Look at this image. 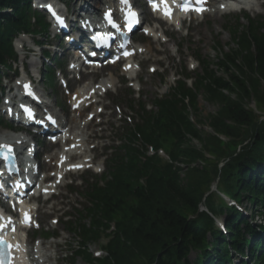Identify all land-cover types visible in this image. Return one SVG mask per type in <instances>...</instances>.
Instances as JSON below:
<instances>
[{
  "label": "trees",
  "instance_id": "1",
  "mask_svg": "<svg viewBox=\"0 0 264 264\" xmlns=\"http://www.w3.org/2000/svg\"><path fill=\"white\" fill-rule=\"evenodd\" d=\"M30 17L28 0H0V67L7 69L15 59L11 41L18 33L45 32L41 20L34 16L32 24ZM230 36L232 48L223 52L218 45L215 63L200 62L192 89L179 82L170 95L154 101V112L140 109L126 144L109 160L101 184L86 191L87 204L70 224L78 237L72 263L78 258L84 264H228L234 256L264 264L254 235L264 226L256 229L209 194L217 181L237 204L248 205L251 221L264 219V122L245 108L248 101L264 108V21L232 29ZM200 92L218 107L207 118L212 131L207 136L199 128ZM147 146L163 150L168 161L147 156ZM200 206L222 219L225 233L198 212ZM105 234V256L95 258L88 248Z\"/></svg>",
  "mask_w": 264,
  "mask_h": 264
},
{
  "label": "rangeland",
  "instance_id": "2",
  "mask_svg": "<svg viewBox=\"0 0 264 264\" xmlns=\"http://www.w3.org/2000/svg\"><path fill=\"white\" fill-rule=\"evenodd\" d=\"M95 6L100 8V6L98 5ZM228 25L246 26V22L242 20V16H236L234 18L230 17L227 19L218 18L217 20H215L214 23H211L210 21H205V23L203 22L200 25L191 24L190 28L188 29L187 36H185V32H183V30L179 32L170 33L172 30L164 28L163 30H161V32L165 31L168 35H170V39L167 43L164 42V39H160L155 43L149 40L138 41L141 43L140 47L144 50H147V52H145L143 56L138 58L139 61H144V64L141 68L142 74H139L138 76V85H140V87L137 86L136 83L133 84V87L136 89V93H142L141 101L149 105L156 94L162 96L167 92V90H163L161 84L162 79L164 80V82L168 80L167 84L172 85L173 80L175 79V75H179L181 72H183V68L190 72H194L195 70H197L196 63L192 59L188 58L190 54H201V56L203 58H207L209 62L215 63L217 60L216 58H218L219 56L217 51L218 45L223 47V52H227L230 48H232V45L230 44L229 33L223 31V27ZM195 30L196 32H193ZM41 41L44 40L42 39ZM30 43V41L26 43L27 49H29ZM177 46L178 51L176 49ZM18 54L20 56L19 58L21 59V61H19L18 59V63L14 66V68L17 69V72L19 73L18 76L21 77L20 71L23 61L28 64L27 66L30 71L31 68H29V63L31 62V60L33 62V58L32 56H30L27 59L22 60L23 55L19 52ZM34 59L38 61V57H35ZM38 68L40 69V65L38 66ZM153 70H155L156 72L150 75L149 72ZM114 72H116V70H114ZM217 76L221 77L222 75L221 73H217ZM6 82L7 81L4 82L3 86H6ZM187 83L188 85H190V81ZM38 87L40 89H45L44 86H41L40 84L38 85ZM45 91L46 93L50 94V89H45ZM51 94L52 97L50 98V101L53 102L55 100L58 105L59 103L66 104V102L68 101V98L64 96L61 90H58L57 92H51ZM127 101L128 99L126 98L123 92H121L118 96L115 92H110L108 94V97L102 102V105H104L107 109V114H110V122L104 124V126H102L101 128L92 125L89 126L91 129V131H89V134H91L90 139H92L89 145L92 144V146H96L95 154L98 159H101L102 152L104 155L106 150L108 149V146H112L113 142L118 139L120 133L119 130L116 131V129L120 126V120L125 119L124 121L126 122V125L132 124V121L130 119V113L128 112L126 107ZM196 106L199 119L202 120L201 126H199V128H201L204 135L206 136L207 134H212V131L207 126V118L208 116L215 115L218 107L215 104L207 102L201 92L197 93ZM2 107L3 104L1 102L0 109ZM245 108L249 111H252L254 115L259 118V121L264 122V108L258 107V105L255 104L253 101H248ZM128 117L130 118L128 119ZM106 121H108V119ZM194 145L198 146L197 143H194ZM215 162H217V160H214L212 163ZM98 166L101 170L102 164L100 163L98 164ZM210 166V164H206L203 167L209 168ZM215 182H213L212 184H214ZM62 194L63 199H57V201H54L55 205H51L50 203L45 208L46 214H42L39 221V223L41 224L40 230H42V232L49 228V232L57 234L61 238L62 242L61 246H59L56 241H47L44 243V246L47 249L49 248L48 250L46 249L47 251H43V254H45V256H47L49 259V264H67L66 261L61 260L60 256L62 254L63 249L68 248L69 245L73 242L72 235L69 234L66 226L63 225L64 220L59 221L55 229L54 227L50 229V220L53 218L59 219V216L63 213V209H60V205L70 206L76 204L81 206V204H83V201L79 196L65 194L64 192H62ZM51 206L52 208H50ZM247 206V204H243V207ZM71 214L76 215V213L73 211ZM259 223L260 217L258 218V220H255L254 224L258 225ZM104 239L105 236L103 235L100 242L98 241L91 244L88 248L90 253L101 254L100 246H102V243L105 242ZM195 256V252L190 253L188 257L189 262L192 263L195 259ZM234 260L236 259L234 258ZM75 264L84 263L80 259H77L75 261Z\"/></svg>",
  "mask_w": 264,
  "mask_h": 264
},
{
  "label": "bare ground",
  "instance_id": "3",
  "mask_svg": "<svg viewBox=\"0 0 264 264\" xmlns=\"http://www.w3.org/2000/svg\"><path fill=\"white\" fill-rule=\"evenodd\" d=\"M93 2L95 3V2H97V4H102L103 2H107V3H109L110 2V0H108V1H105V0H93ZM111 2H114V1H111ZM79 7H82V8H84V9H87L88 7L85 5V4H80L79 5ZM217 15V14H216ZM216 15H210V16H212V18L213 19H215L216 18ZM149 51V50H148ZM97 86L96 87H93L94 85H92V86H89V89H87L88 87H86V91L85 92H83L82 94H80V93H78V92H75L76 93V99L77 100H79V99H81V97H83V96H88L89 95V92H87L88 90H94L95 92H98L99 94H101V91L103 90V89H107V88H110L111 86H112V88H114V86H115V81L114 80H110V79H108V80H106V81H104V82H100V83H97L96 84ZM96 88V89H95ZM95 111V110H94ZM69 124L71 125V130L72 131H74L75 132V134L76 133H78V132H80V134L83 132L81 129H82V125L80 124V123H77L76 122V120L74 119V118H72V119H70L69 120ZM74 135V134H73ZM73 143V142H72ZM71 144V143H70ZM74 151H75V148H74ZM59 160V155H54V157H53V161H55V163L57 162ZM55 163H54V165H53V168H55ZM255 226H257L256 227V229H258L259 228V225H261L262 226V224H258V225H256V224H254Z\"/></svg>",
  "mask_w": 264,
  "mask_h": 264
},
{
  "label": "snow or ice",
  "instance_id": "4",
  "mask_svg": "<svg viewBox=\"0 0 264 264\" xmlns=\"http://www.w3.org/2000/svg\"><path fill=\"white\" fill-rule=\"evenodd\" d=\"M122 2H124V3H126L127 2V0H122ZM200 2V0H197V3H199ZM153 7H154V9L157 7V5L156 4H154L153 5ZM188 8H189V4L188 3H186L185 5H183V9L184 10H188ZM49 10L51 11V6H49ZM193 10H196V11H200V10H202V9H200V8H195V9H193ZM165 14L166 15H168V12L167 11H165ZM132 15H134V14H132ZM0 147H4V146H0ZM10 150V149H9ZM28 217H27V215L25 216V222H28ZM11 221H9V223H10ZM5 225H3V224H0V227H4ZM0 243H5L6 244V242H0ZM9 247V249L11 248V245H9L8 246Z\"/></svg>",
  "mask_w": 264,
  "mask_h": 264
}]
</instances>
